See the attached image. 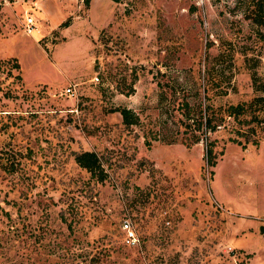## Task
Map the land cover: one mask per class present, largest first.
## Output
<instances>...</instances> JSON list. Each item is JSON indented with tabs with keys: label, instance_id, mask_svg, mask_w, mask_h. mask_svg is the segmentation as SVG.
Instances as JSON below:
<instances>
[{
	"label": "rangeland",
	"instance_id": "374dc122",
	"mask_svg": "<svg viewBox=\"0 0 264 264\" xmlns=\"http://www.w3.org/2000/svg\"><path fill=\"white\" fill-rule=\"evenodd\" d=\"M252 3L0 0V264H264V138L244 148L219 128L223 153L205 167L203 140L153 137L158 81L215 105L254 93ZM81 150L97 152L102 180Z\"/></svg>",
	"mask_w": 264,
	"mask_h": 264
},
{
	"label": "trees",
	"instance_id": "16d2710c",
	"mask_svg": "<svg viewBox=\"0 0 264 264\" xmlns=\"http://www.w3.org/2000/svg\"><path fill=\"white\" fill-rule=\"evenodd\" d=\"M86 2L88 3L89 0ZM252 2V19L262 25L264 24V18L261 15L264 0L263 2L252 0ZM251 78L254 93L247 99L226 105H215L200 97L189 98L184 91H179L176 87L178 86L177 80L167 87L158 81L159 106L166 116L159 123V129L153 135L154 139L167 143L177 141L179 139L177 132L182 128L180 132L183 135L180 137V142L186 146H191L199 140L204 141L205 167L215 166L218 155L223 153V147L220 149L216 147V138L210 137V134L219 128L230 131L232 135L229 139L241 144L244 148L249 143L258 145L260 139L264 138V78L256 72L251 74ZM117 110L121 113L122 121L126 125L139 124V114L132 108L120 106ZM171 113L177 119L178 129L175 131L168 123V121L174 123ZM144 142L151 145L152 140L146 136ZM74 157L76 162L86 168L97 180H102L106 175L103 163L96 151L81 150Z\"/></svg>",
	"mask_w": 264,
	"mask_h": 264
},
{
	"label": "built area",
	"instance_id": "2783aa9c",
	"mask_svg": "<svg viewBox=\"0 0 264 264\" xmlns=\"http://www.w3.org/2000/svg\"><path fill=\"white\" fill-rule=\"evenodd\" d=\"M27 25H28L27 30L29 32H31V30L33 28V20H32V18H28ZM95 78H97V76H95ZM75 90L76 89L74 87V84H71V83L66 85L65 88H64V92L66 94H68V95L75 94ZM122 224H123V228L126 231L127 242H133V240L135 239V233H134V230L131 227L130 221L128 219H123Z\"/></svg>",
	"mask_w": 264,
	"mask_h": 264
}]
</instances>
